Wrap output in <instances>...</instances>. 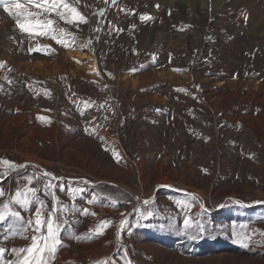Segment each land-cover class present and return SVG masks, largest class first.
Wrapping results in <instances>:
<instances>
[{"label": "rangeland", "instance_id": "rangeland-1", "mask_svg": "<svg viewBox=\"0 0 264 264\" xmlns=\"http://www.w3.org/2000/svg\"><path fill=\"white\" fill-rule=\"evenodd\" d=\"M20 2L68 33L30 35L0 6V160L28 165L0 178V203L54 174L31 185L45 220L67 221L51 264H264V0L189 13L68 0L88 20L78 25ZM14 207L25 222L35 212ZM186 215L203 230L182 233ZM11 223L0 264L46 234Z\"/></svg>", "mask_w": 264, "mask_h": 264}, {"label": "snow or ice", "instance_id": "snow-or-ice-1", "mask_svg": "<svg viewBox=\"0 0 264 264\" xmlns=\"http://www.w3.org/2000/svg\"><path fill=\"white\" fill-rule=\"evenodd\" d=\"M27 3L32 5V7H37L42 10L43 13H55L60 19L65 20L68 24H80L88 23L87 18L78 10L77 7L69 3L68 0H27ZM107 3V0H105ZM115 4L116 0H112ZM0 6H3L4 11L9 15L15 14L16 17L20 19L16 20V24L21 31H26L30 35H51V38L56 40L57 43L64 44L62 39L63 35H68L64 29H60L61 36H56L53 33L56 29L53 27L54 21L47 19L46 21L40 19H33V17H38L41 13L28 11L25 9V5L20 2V0H0ZM146 17L142 16L141 19ZM150 18V17H149ZM67 46V45H65ZM31 51V50H30ZM2 66V65H0ZM0 166H4L0 169V178L6 179L7 176L20 168H27V164H16L14 161L0 160ZM41 177H52L55 179L53 173L45 171L41 176H30L26 177L27 186L22 190H17L10 201H4L0 203V223H9L11 221L10 230H13V234L16 236H21L22 238L28 239L29 237L23 236V232L31 228L32 231L36 233H41L42 227L46 224V234L33 235L31 239V244L27 247L20 249H12L15 254V259L9 264H51L55 259V254L62 244L61 234L63 229L61 228V223L67 225V221H61L58 216H50L46 220L44 218V202L40 199L39 192L41 189L32 187L34 180H39ZM49 185H45L48 187ZM5 191L0 187V198L5 197ZM193 199H198V197L193 195ZM91 203V201H90ZM144 204H148L149 200L143 201ZM14 206H19L20 208L31 209L35 207V212L32 217L26 222L20 211L15 210ZM203 207V205H201ZM59 212L60 209L58 208ZM84 214H88V209L83 210ZM95 215V213H92ZM151 215V213H147ZM16 223H21V228H15ZM110 221H102L96 230V234H103V229L108 226ZM26 224V227L24 226ZM195 228L197 231L203 230V225L199 221H195L191 216H185L183 221V228L181 232L184 234H189L190 230ZM195 239L196 237L193 236ZM251 238L245 236L243 238V246L248 247L246 241ZM7 249L0 247V257H3ZM98 264H104V262H98Z\"/></svg>", "mask_w": 264, "mask_h": 264}, {"label": "bare ground", "instance_id": "bare-ground-1", "mask_svg": "<svg viewBox=\"0 0 264 264\" xmlns=\"http://www.w3.org/2000/svg\"><path fill=\"white\" fill-rule=\"evenodd\" d=\"M156 2L158 0H155ZM163 2H166L167 4L169 5H172L174 4V6L178 7V9L181 11V12H192L194 10V8L196 7L197 4H200L201 6L203 7H209L210 8V4L214 6L215 5H218L220 2L221 4L225 1V0H162ZM189 10V11H188ZM191 14V13H190ZM83 49L84 48H80L78 51H79V54L81 56H83V58H86L88 57V52H83ZM93 57V56H92ZM36 159H31V162H28L30 163V165H34L36 168L38 169H41L42 170V166L40 164H38V162L34 161ZM36 162V163H34ZM164 183H167L166 181H159L157 185H160V187H162L163 185H165ZM166 186V185H165ZM176 186L178 187V189L180 190H183V189H187L186 187H184L182 184L180 183H176ZM122 187V186H120ZM132 192V195H134L135 198H137V200L139 202L142 203V201L149 197L147 195H143V192L142 191H133L131 190ZM152 193V192H151ZM149 193V195L151 194ZM196 195V194H195ZM198 196V194H197ZM200 197V196H199ZM146 200V199H145Z\"/></svg>", "mask_w": 264, "mask_h": 264}, {"label": "trees", "instance_id": "trees-1", "mask_svg": "<svg viewBox=\"0 0 264 264\" xmlns=\"http://www.w3.org/2000/svg\"><path fill=\"white\" fill-rule=\"evenodd\" d=\"M221 250H223V249L221 248Z\"/></svg>", "mask_w": 264, "mask_h": 264}]
</instances>
